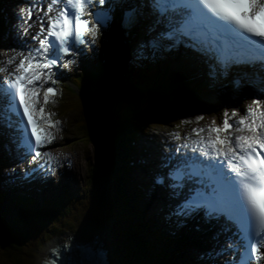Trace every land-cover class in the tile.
I'll return each instance as SVG.
<instances>
[{
    "label": "snow or ice",
    "instance_id": "obj_1",
    "mask_svg": "<svg viewBox=\"0 0 264 264\" xmlns=\"http://www.w3.org/2000/svg\"><path fill=\"white\" fill-rule=\"evenodd\" d=\"M106 3L107 0H49L47 9H41L45 15L52 12L56 5L62 7L57 9L55 16L49 17L47 27L41 23L39 32L32 37L39 41V47L31 49L30 54L20 60L17 72L10 73L13 77L11 80L5 79L0 83V98L3 99V103H0V123L6 127L15 126L21 133V143L29 152L33 150V139L36 147L44 143L45 133L34 118L35 102L43 89L41 78H44V83L52 79L51 73L43 70L51 69L61 59V54H74L75 45L85 43V32L94 38L98 32L96 25L103 27L111 22L109 13L104 10L90 12L96 21L91 28L89 21L82 19L86 10ZM152 7L161 18L169 21L170 30L162 34V38L175 42L187 39L191 41V46L212 56L222 66L232 63H259L264 66V0H152ZM37 8L40 5L33 4L28 10L29 20L33 16V9ZM133 16V13L127 14L129 23ZM176 16L180 17L178 21L175 20ZM38 19L43 20V17ZM44 33L46 35L40 38ZM14 59L11 58L9 63ZM71 62L69 60L64 66ZM52 82L55 83L54 80ZM50 94L55 95V89H43L45 104L49 102ZM253 103L260 108L264 102L254 100ZM39 112L43 114L44 109L41 107ZM237 114L234 111L232 116ZM230 119L225 113L222 128L210 127L209 133L228 129L244 132L246 129L251 134L233 138L228 133L223 138L217 136L215 140L209 138L207 141L201 137V142L205 144L201 149L202 155L216 159L202 161L186 157L168 173L169 179L174 181L171 185L174 189H182L186 179L196 178L201 185L177 206L175 215L187 217L203 209L209 218L225 217L237 226L240 234V241H229L227 248L233 251L243 248L240 264H259L264 259V130H261L264 129V111L257 116L250 107L235 124H230ZM257 119L260 121L258 124ZM29 128L31 136L28 135ZM193 131L203 132L204 129ZM48 142H51L50 137ZM41 156L36 151L32 160ZM51 160L48 157L46 161L49 168ZM224 162L235 176L226 174ZM157 182L163 183V178H158ZM224 251L226 249H221V253Z\"/></svg>",
    "mask_w": 264,
    "mask_h": 264
},
{
    "label": "bare ground",
    "instance_id": "obj_2",
    "mask_svg": "<svg viewBox=\"0 0 264 264\" xmlns=\"http://www.w3.org/2000/svg\"><path fill=\"white\" fill-rule=\"evenodd\" d=\"M11 0H0V26H3L4 28V31L6 30V32H8V28L7 26L5 25L6 22H12L14 21V17L11 16V10H10V5H11ZM6 27H5V26ZM129 56V59H131L130 61H132V57L130 55ZM172 62H174L177 66L183 68L184 66H186V72L187 73H192L193 71L195 70H199V67L196 66V65H192L191 63H193L190 59L186 58L185 56H179V57H176V58H172ZM134 63H130L127 65L128 68H130L131 66H133ZM201 67V66H200ZM167 68H169V66L167 65ZM126 70V69H125ZM173 72V73H172ZM176 72V73H174ZM182 72L181 71H178V70H174L172 71V68H171V73H169V78H171V75H176V74H181ZM193 74V73H192ZM128 75H130V73L128 72ZM121 77H122V80L124 82H126L128 80L127 77H124L122 76L121 74ZM253 77H258V76H254L253 74ZM246 79V78H245ZM232 83V82H231ZM195 86V88L193 87ZM77 89V88H75ZM190 90H195L198 92V94L203 97L205 103H208V104H211L214 100L213 98V95L210 90H208V95H206L205 93L201 92V91H198L196 89V85L195 84H191L190 85ZM215 94V98H219L220 99V103H224L225 106H227L229 109H231L233 106H234V102H233V98L230 94H227L226 96L224 95V92H219V89L216 88V90L214 91ZM236 96V94H235ZM178 97H181L180 95H178ZM252 98H250L249 100H251ZM226 107V108H227ZM106 110V108H104ZM104 113V112H103ZM62 116V115H61ZM62 118L64 119V117L62 116ZM207 122V121H206ZM191 123H193V127H196L197 125H200L201 124V121L198 120V119H195V120H192ZM210 123V121L208 122ZM217 124V121H215V123L213 125ZM208 128L212 127L210 126V124H207ZM203 128V127H202ZM214 128V127H213ZM198 130V128H196ZM205 130V129H204ZM10 131H11V128H10ZM206 132V131H205ZM156 137H155V141L156 142H159L161 141L162 139V135L163 133L161 131H156V133L154 134ZM165 139V138H163ZM126 142H127V148L126 150V153H128V158L129 159H132L131 158V155L129 153V145H132L133 146V149H137V148H141V147H144L145 145H142V143H147L148 140H147V137H144V136H139L137 139L134 138V136L132 134H129L128 136H126ZM67 161L69 162H73V165L71 166L72 168V171H69V174H65V176L63 178H61L60 181L63 180V185H67L68 188H69V192L71 195H75L74 193V190H75V187L76 185H79V181H80V172H79V167L81 165V158H79L78 156H71V157H66L65 158ZM135 163L134 165H132L131 167L134 169V167H143L142 164L140 163H136L135 161L133 162ZM70 169V166L68 167ZM120 168V172H121V168L122 166L119 167ZM152 168V165L149 166V170ZM127 170L131 171L130 170V167L127 165L126 168ZM142 170H144V168H141L139 169V172H141ZM145 175H148V170L145 169ZM119 179V184L121 186V183L124 181L123 179H121V177H118ZM117 179V180H118ZM113 180V179H112ZM158 180L157 176H154V182L156 183ZM187 180V179H186ZM138 181L135 180L134 181V187H139L137 185ZM112 185V183H110ZM59 186H62V183L59 184ZM115 187H112V189H116V192H118L120 194V191H121V188L118 186V183L117 185H114ZM191 186H194V187H200L201 185H199L198 183L195 182V179H192L191 181ZM119 188V190H118ZM77 189V188H76ZM81 189V188H80ZM189 188L186 187V190H188ZM64 191V189L62 187H55L52 191H46L43 195H41L40 197L41 198H44V197H49L50 200H53L54 197L56 196H59L60 193ZM76 192V190H75ZM131 189H128L126 188L125 190V195H124V199H122V202L125 203V201H128V202H131V199H132V202H136L137 198H135V196L133 195L132 196V193H131ZM30 193V192H29ZM42 193V190L39 192H37L35 194V192H32L30 193L29 195H27V197H32V201H34L35 203H39L40 202V199H38L36 196H39L40 194ZM64 193V192H63ZM34 194V195H33ZM121 195V194H120ZM158 196V193L156 194ZM75 196H78V195H75ZM122 197V195H121ZM165 198V197H163ZM130 199V200H129ZM49 200V199H45L44 200V203ZM116 200L118 201V197H116ZM156 197L155 196H152V197H149V196H144L143 198V203L145 204L143 207H144V210L143 211H135V206L133 203H128L125 205V207H127V209H123V211L125 212L126 216L129 218V220L127 221H122V225L124 226V229H128V230H124V233L125 234L127 231H130L131 230V227L129 226L130 224H135L141 231H139V235H131V236H127L125 239L127 241V245L128 247H131L132 244H134L135 241H138V238H140V235H142V230H144V225L142 224V222L139 221V219H148L149 222L151 223V226L153 229L149 228L151 231H148V234H146V237L150 238V235H152V233H160V234H164L167 238L170 236V232L171 231H174V230H170V228L167 226V223L164 221L163 217H162V214H163V211H164V208L162 207L161 205V202H158L156 201ZM119 202V201H118ZM163 203V202H162ZM0 205L2 206V215L3 216H6L9 218V223L11 225H13L15 223V214H13V208H12V204L11 202L8 200V198H4V196L0 193ZM21 208H22V202H21ZM129 207L131 208V211L129 210ZM11 215H13V217L11 218ZM168 220H170L168 218ZM113 220H110V221H106L105 223V228H104V231L102 232L101 230H98L97 228L95 229V226L94 228L92 229H87V230H92V233L93 235H91V237L89 236V234L87 233H80V234H72V236H60V237H56V238H53L51 239L48 243H46L44 245V252H43V257L45 256V253L46 251L50 252L52 250H55V246L57 243H60L64 240L68 241L69 242H76V243H79L82 247H85L87 244L90 245L92 248H94L96 245H95V242L99 243L100 244V247L101 248H107V245H106V240L108 242V246L110 248L111 244L114 243L115 241H120L121 239H123L122 235H121V230H119V233L118 232H115V235H116V239L113 240V237H112V229L109 230V226H108V223L112 222ZM116 223V222H115ZM127 227V228H126ZM98 230V231H96ZM177 231V230H176ZM102 232V234H101ZM90 233V232H88ZM176 233V232H175ZM101 234V235H100ZM108 234V235H107ZM97 236L95 238H92L94 236ZM195 234L194 233H187V236L188 237H191V236H194ZM107 236V237H106ZM109 236V237H108ZM108 238V239H107ZM120 239V240H118ZM73 240V241H72ZM154 242V240H152ZM169 241V240H168ZM145 242V241H144ZM139 243V242H138ZM187 245H188V248H186L185 252H183L182 254L180 253V250H179V247L178 245L175 244V246L172 245V241H170V243H168L167 246H171V248L169 249L171 252L170 253H167V257H173L175 258V260L169 258H165V257H161L160 260L156 259L155 256L151 255L147 250H142L141 253H145L148 252L149 256H152L153 260L151 261L153 264H167L169 263V261H172L173 263L175 264H202L200 262V260H197L196 256L198 254V248L196 247H193L194 242L192 244H189V240L187 239L186 241ZM163 245V244H161ZM142 246V245H140ZM139 247V246H138ZM143 247V246H142ZM56 251V250H55ZM140 251V249H139ZM146 251V252H145ZM47 252V253H48ZM109 252V251H107ZM133 253H138L137 251L135 250H132ZM64 253V252H63ZM65 254V253H64ZM131 254V253H130ZM113 255V258L115 259L113 261L114 264H117L118 263V260H117V254L115 253H112ZM117 255V256H116ZM147 255V254H146ZM41 258V255L39 257V261H38V264H43L45 262V260L43 259H40ZM156 259V260H155ZM171 259V260H170ZM202 260V259H201ZM205 262V264L207 263L206 260H202Z\"/></svg>",
    "mask_w": 264,
    "mask_h": 264
},
{
    "label": "trees",
    "instance_id": "obj_3",
    "mask_svg": "<svg viewBox=\"0 0 264 264\" xmlns=\"http://www.w3.org/2000/svg\"><path fill=\"white\" fill-rule=\"evenodd\" d=\"M116 94L118 95L117 90H116ZM120 97L123 98L122 92L119 93V98ZM119 98L117 97L115 99L110 98L109 100V102L114 103L115 108H116L115 112H119V114L116 116L115 121H111L108 123L107 127H102L96 122V120L98 121V118L96 116L99 117L100 114L98 113L96 109H93L92 107H90L91 105H87V104L84 106L78 105L77 107L73 108V110L78 115V120L76 121V126L74 129L76 139L79 138L81 143L82 144L86 143V145L91 144L93 141L96 147H99L97 148V155L100 156V162L98 161V164L100 166H103L104 164L106 166L107 159H109V157L112 155V152H113V156H112L111 164L113 162L115 164V161H114L115 159L118 160V158H124V156L126 155L125 153L126 151L124 150H126L127 148L126 136L128 135V132L130 131V126L127 123L128 121L125 120L127 119L126 118L127 115L126 114L122 115L121 111L126 109L125 103L127 101L123 100L124 98L119 101ZM114 100L117 101V103H119V106L118 104L115 103ZM109 105L111 104L109 103ZM85 111H86V116H85ZM153 113H155V110L153 111ZM134 117L135 118L130 119V122H133L136 126L137 123L140 122L141 120L140 118L136 116ZM147 119L151 121V119H157V117H153L152 115H150V116H147ZM89 134H91V138ZM122 146H123V149H122ZM119 162H121V160ZM99 168H100L99 166L96 167V170H98ZM111 171L113 173L112 174L113 180H111L110 178V180L112 181L111 186L115 187L114 185H117L118 183V186L121 187L119 184L120 183L119 179H118V177H121V179H123V177L120 174V168L115 166L114 169ZM94 174H95L94 172L90 173L89 175L90 179H94L93 176H96ZM107 190L108 189L103 188L101 190L102 195L103 193H105L104 191H107ZM120 194L122 195L123 200H124L125 191L123 189L120 191ZM81 203L82 202L80 201L79 204ZM64 212L68 213L69 210L65 208ZM10 231H11L10 234H4V233L0 234V264H6V263L8 264H30L29 261L27 260V257L29 256V254H31V251H30L32 248L31 240L33 237L37 236V234L30 236L29 231L20 230L18 232V231H15L14 229H10ZM45 231L52 232V229L51 228L48 230L46 229ZM134 234H135L134 230L131 229L130 231H127L124 234V238H126L127 236L134 235ZM140 245H141V241L139 243L138 241H135L134 244H132V246L130 247V250L131 248H133V250L138 252V253L131 254V258L133 259V261L135 260L138 264H140V262L142 261L145 262V260L149 258L148 252L145 251L147 255L145 253H141L142 246Z\"/></svg>",
    "mask_w": 264,
    "mask_h": 264
},
{
    "label": "rangeland",
    "instance_id": "obj_4",
    "mask_svg": "<svg viewBox=\"0 0 264 264\" xmlns=\"http://www.w3.org/2000/svg\"><path fill=\"white\" fill-rule=\"evenodd\" d=\"M163 128V127H162ZM66 129H67V119H65V126H64V129H63V132L60 134V136L61 135H67L66 133ZM165 129H167V126L165 127ZM58 141V140H57ZM61 144H62V142H61ZM65 144H67V143H64L63 145H65ZM58 147L57 148H60V147H62V149H64V150H70L69 152H71L72 154H76V155H78V156H81L83 159H84V150L79 146V145H81V143H76V144H74L75 146H73V147H68V146H61L59 143H58ZM85 147L87 148L86 149V152H88L89 153V155H88V157L90 156V152H91V150H93L92 149V147H94L92 144H89V146H86L85 145ZM79 149L83 152V154L82 153H80L79 152ZM80 169H81V171H83V164H82V166H80ZM82 175V174H81ZM82 185H84V190H86L87 192H88V190H89V188H88V186H86V182H85V180L81 177L80 178V181H79V185H77V187H79L80 186V188H81V186ZM111 186V184H109L108 185V187H110ZM77 187H75V190L77 191ZM111 189H112V186H111ZM75 190H74V193H75ZM82 190V189H81ZM105 193H103V195H106L107 196V193L109 194V192H107V191H104ZM118 193V192H117ZM85 197H87L88 196V198H91V203H92V205L89 207V208H82V211H77V212H74V217L72 218V221H73V223H72V226H70V227H68L69 226V224L68 223H66L65 224V227H63L64 229H61V231H59V234H57L56 236H54L53 238H56V237H60V236H63V235H68V233H69V235L70 234H80V233H88V232H90L89 230H87V229H92V228H94V225H91V224H94L93 222L92 223H90V226H88L86 223H84V221H83V219H84V217L85 216H87V211H88V214L91 212V214H93V215H95L96 214V212L99 210V209H96V208H93V205L94 204H96V205H98V206H100V204L102 205V206H104V204L103 203H100V200H101V192L100 193H98L96 190L94 191V195H88V194H86V195H84ZM114 200L116 201V202H118L117 200H116V197H114ZM132 200V199H131ZM119 203V202H118ZM131 203V202H130ZM38 205H40V202L38 203ZM79 208H77L76 210H78ZM88 209V210H87ZM13 214H15V211L13 210ZM113 214L115 215V212L113 211ZM98 216H100V217H104L102 214H97ZM15 216V215H14ZM13 217V215H11V218ZM17 217H20V215L17 213V215L15 216V218L17 219ZM14 218V219H15ZM7 219H9V218H7ZM109 221L110 220H113L112 218H109L108 219ZM107 220V221H108ZM7 221V220H6ZM112 222H110V224H111ZM8 224V223H7ZM110 224L108 223V226L110 227L109 228V230L110 229H112V237H113V240L114 239H116V235H115V232H118L119 233V230H121L122 231V233H124V226L122 225V222L120 223V222H116V225L115 226H110ZM64 225V224H63ZM61 227H62V225H61ZM104 228H105V225H104ZM67 233V234H66ZM53 238H51V239H53ZM117 240V239H116ZM118 240H120V239H118ZM112 245V244H111ZM44 246V245H43ZM122 246V245H121ZM121 246H117L116 245V248H122ZM42 249V248H41ZM40 249V250H41ZM31 251V254H29V256L27 257V260L29 261V263L30 264H38V259H39V255H40V251H38V250H30ZM167 253V252H166ZM118 254V253H117ZM120 255V254H119ZM117 256V255H116ZM166 256H167V254H166ZM118 257V256H117ZM123 257L120 255V257H119V259L120 260H123L122 259ZM124 258H126L125 256H124ZM168 258V257H167ZM116 259V258H115ZM156 260V259H155ZM6 264H8V263H6ZM120 264H121V262H120Z\"/></svg>",
    "mask_w": 264,
    "mask_h": 264
},
{
    "label": "water",
    "instance_id": "obj_5",
    "mask_svg": "<svg viewBox=\"0 0 264 264\" xmlns=\"http://www.w3.org/2000/svg\"><path fill=\"white\" fill-rule=\"evenodd\" d=\"M92 145H94L96 147V145L93 143V141H92Z\"/></svg>",
    "mask_w": 264,
    "mask_h": 264
}]
</instances>
